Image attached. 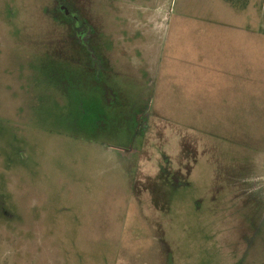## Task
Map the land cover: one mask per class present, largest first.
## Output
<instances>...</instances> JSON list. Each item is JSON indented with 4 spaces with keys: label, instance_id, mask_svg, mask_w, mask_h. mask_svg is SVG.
I'll return each mask as SVG.
<instances>
[{
    "label": "rangeland",
    "instance_id": "1",
    "mask_svg": "<svg viewBox=\"0 0 264 264\" xmlns=\"http://www.w3.org/2000/svg\"><path fill=\"white\" fill-rule=\"evenodd\" d=\"M0 264H264V0H0Z\"/></svg>",
    "mask_w": 264,
    "mask_h": 264
},
{
    "label": "flooded vegetation",
    "instance_id": "2",
    "mask_svg": "<svg viewBox=\"0 0 264 264\" xmlns=\"http://www.w3.org/2000/svg\"><path fill=\"white\" fill-rule=\"evenodd\" d=\"M60 13L63 14V16L66 17V19L68 21H71L72 24L74 25V29H75V33L77 35V39L80 43L81 46H84V48H87L90 50L89 47V40L92 37V30L90 28V26L84 21L82 20L80 15L75 16L74 12H71L69 10H67V8L65 7H61ZM92 59V58H91ZM94 61L97 62V59L93 56ZM94 66H96V63L94 64ZM112 96V94H111ZM113 98V97H112Z\"/></svg>",
    "mask_w": 264,
    "mask_h": 264
},
{
    "label": "trees",
    "instance_id": "3",
    "mask_svg": "<svg viewBox=\"0 0 264 264\" xmlns=\"http://www.w3.org/2000/svg\"><path fill=\"white\" fill-rule=\"evenodd\" d=\"M226 3L232 5L233 7L244 9L250 0H223Z\"/></svg>",
    "mask_w": 264,
    "mask_h": 264
}]
</instances>
